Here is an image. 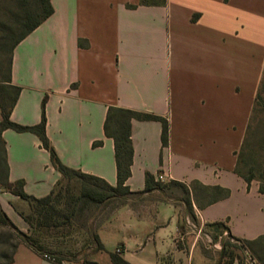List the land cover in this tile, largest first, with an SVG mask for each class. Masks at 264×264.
I'll return each instance as SVG.
<instances>
[{
  "label": "crops",
  "instance_id": "crops-1",
  "mask_svg": "<svg viewBox=\"0 0 264 264\" xmlns=\"http://www.w3.org/2000/svg\"><path fill=\"white\" fill-rule=\"evenodd\" d=\"M50 2L52 14L13 50L11 81L20 92L10 119L38 124L46 96L45 133L59 160L116 186L114 142L104 133L108 107L161 116L168 121L166 146L159 121H131L129 190H144L146 172L220 186L227 197L198 209L193 203L200 224L223 222L239 239L264 235V194L257 181L248 188L234 172L264 70V0ZM1 137L8 179H22L27 194L45 196L64 181L38 136L8 128ZM19 200L0 189L4 212L29 233L22 216L29 205ZM183 207L158 197L144 213L114 207L96 230L104 250L95 254H105L104 264H112L108 253L117 247L129 264H217L219 245L204 253L202 231L188 229ZM13 264L54 263L19 243Z\"/></svg>",
  "mask_w": 264,
  "mask_h": 264
},
{
  "label": "trees",
  "instance_id": "trees-1",
  "mask_svg": "<svg viewBox=\"0 0 264 264\" xmlns=\"http://www.w3.org/2000/svg\"><path fill=\"white\" fill-rule=\"evenodd\" d=\"M133 7V5H129ZM53 12L50 0H0V189L8 191L29 205L28 213L22 215L30 226V232L20 230L4 212L0 205V264H13L14 254L19 243L32 248L41 257L47 254L54 258V264H70L62 251L56 250L49 241L51 233L48 230L57 229L66 224H76L86 230L94 247V252L104 250L97 231L87 226L88 220L94 217L101 206L108 202L122 200L123 197L161 190L164 184L146 172L145 188L142 191L131 192L125 185L131 175L132 141L131 121L156 120L162 125V146L168 144L167 119L148 112L135 111L110 106L107 109L104 121V133L113 139L117 183L111 186L103 179L94 175L65 166L58 158L55 150L45 133L46 117L44 113L46 96L41 103V120L35 125H22L10 119V113L18 98L20 87L12 84L11 63L12 54L16 45L23 40L41 22ZM197 14L192 16L195 19ZM16 132H30L38 136L41 145L50 154L53 167L62 175L64 180H75L77 192L70 191L67 186L63 191L56 190V186L45 196L35 197L24 191L22 179L9 181L8 164L5 142L1 137L4 129ZM101 144L95 141L93 145ZM236 163L234 172L249 185L252 181L258 182V191L264 194V70L260 78L254 97L249 120L238 151L235 152ZM170 186H177L186 195L183 203L190 217H193V203L197 208L211 204L225 198L229 190L220 186H208L198 181L189 185L169 180ZM222 231L220 237L221 248L218 253L217 264H264V235L255 239H239L229 234V228L223 222L208 223ZM223 234V235H222ZM46 235V236H45ZM217 242L219 234L211 235ZM48 237V239H46ZM45 241V242H44ZM204 253H208L203 250ZM112 264H129L117 252L108 253ZM251 260L250 262L248 260ZM82 264H98L88 257L82 259Z\"/></svg>",
  "mask_w": 264,
  "mask_h": 264
},
{
  "label": "rangeland",
  "instance_id": "rangeland-1",
  "mask_svg": "<svg viewBox=\"0 0 264 264\" xmlns=\"http://www.w3.org/2000/svg\"><path fill=\"white\" fill-rule=\"evenodd\" d=\"M158 181H161L164 184V187L161 188L160 193L154 194L153 196H146L147 199L143 198L141 194H133L126 197H123L122 200L117 201H111L105 204L104 206H101L99 209V212L92 218L88 220L87 226L91 227L93 231H96L99 224L106 219L107 216L112 212L114 207L121 206V205H128L135 208L137 212H146V207L153 202V200L158 198H165V199H172L174 202H180L183 203L184 198L186 195L182 192L180 188L177 186H170L168 184V180L166 179H159ZM75 180H71L70 182L67 180H64L60 183V185L57 186L56 190L62 189L63 191L66 189L67 186H69L72 192H77ZM65 192V191H64ZM17 203L18 205H27V203L23 200H19ZM11 205L16 206L17 204L12 202ZM195 205V204H194ZM196 207V206H195ZM197 208V207H196ZM183 209H185V215L187 214V217L189 220L188 222V229L189 230H197L200 229L202 233L199 236V239L201 241L202 245H205L207 248V252L211 253V249H217L214 247V244L219 245V250L221 248L220 241H223V237H225V233L223 237H220V234L223 230L219 228H215L213 226H210L206 223L200 224V222L196 219L194 212L195 208L193 206V217H190L188 214V211L184 205L183 208H179V214L182 216L184 214ZM198 209V208H197ZM183 227L180 225V227ZM47 232L51 233V236L49 237V241L45 242L47 244H51L52 247H54L56 250L62 251V253L70 259V264H82V259L84 257H88L89 259L95 257V259L101 263L104 264L107 260L104 253H100L97 255L95 254L94 245L92 244L88 233L86 230L80 228L78 225L72 223V224H66L63 225L57 229L54 230H48ZM194 233H192L193 235ZM219 234V238L217 242H214L212 240L211 235ZM46 236V235H45ZM48 239V237L46 238ZM120 248V247H117ZM116 248V249H117ZM116 252V250H115ZM121 252V251H120ZM119 252V253H120ZM251 261L250 259L248 260ZM253 264H256V262L253 261Z\"/></svg>",
  "mask_w": 264,
  "mask_h": 264
},
{
  "label": "built area",
  "instance_id": "built-area-1",
  "mask_svg": "<svg viewBox=\"0 0 264 264\" xmlns=\"http://www.w3.org/2000/svg\"><path fill=\"white\" fill-rule=\"evenodd\" d=\"M162 178H163V176L160 175V176L158 177V180H159V179H162ZM116 252L119 253V252H120V248H117V249H116ZM42 258L45 259V260H48V261H50V262H53V260H54L53 257H51V256H49V255H47V254H44Z\"/></svg>",
  "mask_w": 264,
  "mask_h": 264
}]
</instances>
